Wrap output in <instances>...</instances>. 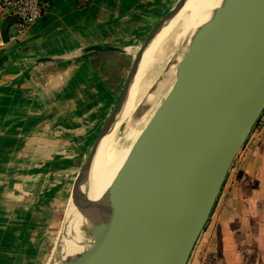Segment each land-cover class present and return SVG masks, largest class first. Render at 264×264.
<instances>
[{"label":"crops","instance_id":"1","mask_svg":"<svg viewBox=\"0 0 264 264\" xmlns=\"http://www.w3.org/2000/svg\"><path fill=\"white\" fill-rule=\"evenodd\" d=\"M39 1L41 16L17 42L8 41L15 18L0 11V264H43L64 185L60 165L49 171L43 159H69L71 169L85 158L118 96L82 49L101 43L124 55L137 51L178 2ZM259 120L187 264H264V111Z\"/></svg>","mask_w":264,"mask_h":264},{"label":"water","instance_id":"2","mask_svg":"<svg viewBox=\"0 0 264 264\" xmlns=\"http://www.w3.org/2000/svg\"><path fill=\"white\" fill-rule=\"evenodd\" d=\"M182 2L156 22L137 49L73 180L72 204L96 221L91 245L49 264H187L234 159L264 111V0H222L213 9L188 37L171 87L132 143L107 195L86 201L80 191L137 60ZM94 51L123 52L101 43L82 49Z\"/></svg>","mask_w":264,"mask_h":264},{"label":"bare ground","instance_id":"3","mask_svg":"<svg viewBox=\"0 0 264 264\" xmlns=\"http://www.w3.org/2000/svg\"><path fill=\"white\" fill-rule=\"evenodd\" d=\"M221 2L222 0H186L185 2L180 3L179 6L174 10L172 15L163 23L161 28L156 32V34L151 39L144 52L140 55V58L137 60L138 62L136 66V72L128 89V92L126 94V97L122 105L115 114L114 124L111 130L106 135H104L100 140L94 158L92 159L89 171L82 180V183L80 185V191L82 192L86 201H97L104 198L107 195L106 193L107 188L111 184L117 171L121 167L124 159L126 158L129 152V149L132 144L131 145L129 144V146L125 148L123 151H117L115 149L116 142L110 148L108 147V143L111 137V131L113 127L117 128V126H120V124H122L124 120L126 124L128 123L127 120L130 118V114L133 112L136 103L144 90L143 88L144 70L148 64L154 61L155 59L154 56H157V53L159 52L158 51L159 45L162 41L158 43V45L153 50L151 56L148 58L144 66V69L141 72V75L139 76V79L134 86V80L137 71L144 57H146V55L152 50L153 46L157 43L159 35L166 26V24L170 21L179 18L180 25L177 34L175 36L178 39L183 38V36L186 33L187 22L191 21L190 27L193 33V30L195 31L199 25L206 22L211 17L213 9L219 6ZM171 75L172 74H170V78ZM166 77H168V75ZM129 100L132 102V105L130 111L125 117L127 104ZM148 102H153V98L151 96L147 98V105ZM139 132L140 131L135 129V127H131L125 130L122 133L121 137L124 140H131L134 142ZM95 139L93 140V142L95 141ZM98 164H101V166H98ZM95 223L96 221L88 219L87 217L83 216L80 213L79 209H77L72 204V206H70L67 210L66 220L63 224L60 237L56 242V245L52 249L50 260L52 262L60 261L66 256H70L87 249L92 243V235L90 233V228Z\"/></svg>","mask_w":264,"mask_h":264},{"label":"rangeland","instance_id":"4","mask_svg":"<svg viewBox=\"0 0 264 264\" xmlns=\"http://www.w3.org/2000/svg\"><path fill=\"white\" fill-rule=\"evenodd\" d=\"M185 1L186 0H183V2ZM190 24H191V21L187 22L185 35L183 36V38L178 39L176 38L175 35L177 34V31L180 25V19L177 18L173 21L168 22L166 26L164 27V29L162 30V32L160 33L157 43L153 46L152 50L142 60L140 67L137 71L135 80H134V86L137 83L139 76L141 75V72L143 71L148 58L151 56L153 50L158 45V43L162 41L159 45V50H158L159 52L157 53V56H154L155 57L154 61L148 64L144 70V73H143L144 90H143L142 95L138 99L133 112L130 114L129 122L126 124L124 120L122 124H120V126L114 130L115 132L114 136L111 135L110 141L108 143L109 148L112 145H114L115 142H116L115 149L117 151H123L125 148L129 146V144L131 145L133 141L124 140L121 137L124 129L126 128L127 130L131 127H135V129L140 131L145 125V123L147 122V120L149 119V117L151 116V114L153 113L156 106L162 101L164 96L167 94L169 88L171 87L174 81V73H175L176 65L178 61L180 60V58L182 57V55L185 53L188 37L190 36V34H192ZM135 53H136V50H133L129 52V54H125L127 56L126 58L127 67L121 71V74H122L121 80L125 78L126 73L131 65V62H132V59ZM122 62H123V58L122 59L114 58L112 68L114 70L119 69L120 71ZM170 74H172L171 78H170ZM167 75L168 77H166ZM104 78L106 81H108V85L110 86L113 80L116 79V76L112 73V71H108L104 74ZM149 96L153 98V102H148V105H147V98ZM116 100H117V97H116ZM131 105H132V102L129 100L127 104L125 117L130 111ZM98 132L96 133L95 137L97 136ZM87 153L85 154V158L83 157V159L81 158L74 159V165H73V168L71 169H69L71 166L68 164L69 159H61L60 163L58 162V159H43L44 161L43 168L48 169L49 171L52 169L54 165L56 166L57 164L60 165L61 173H59V175L64 181V185L62 187L63 188L62 193L61 195H57L59 196V198L56 199L54 203L55 205L53 206L54 213H53L51 225L46 228V237L44 238L45 243H44V250H43L44 258H42L43 264L50 263V259H51L50 255L52 253V249L54 248V246L56 245V242L58 241L60 237L63 224L66 220L67 210L70 206H72L70 193H71L73 180L76 174L79 172L82 164L84 163ZM98 166H101V164H98ZM47 171L46 172L44 171V175H48ZM43 178L45 179L47 178V176H44ZM35 181H37V177H35ZM30 199L32 200V198Z\"/></svg>","mask_w":264,"mask_h":264},{"label":"built area","instance_id":"5","mask_svg":"<svg viewBox=\"0 0 264 264\" xmlns=\"http://www.w3.org/2000/svg\"><path fill=\"white\" fill-rule=\"evenodd\" d=\"M44 6L45 3L39 0H0V11L15 18V30L9 34L8 41L17 42L29 26L41 16ZM4 44L5 41L0 38V48Z\"/></svg>","mask_w":264,"mask_h":264},{"label":"trees","instance_id":"6","mask_svg":"<svg viewBox=\"0 0 264 264\" xmlns=\"http://www.w3.org/2000/svg\"><path fill=\"white\" fill-rule=\"evenodd\" d=\"M87 55L90 57V62L92 63L94 69L98 72V74L102 75L104 77V74L108 71H112V73L116 76V79L113 80L112 84L110 87L113 89L119 88L118 93L120 91V88L122 86L123 80H121V71L127 67V56L124 54H121L119 52L115 51H94L87 53ZM114 58H123V62L121 64V69H113V59ZM119 68V67H118ZM108 82V81H107ZM120 86V87H119ZM115 90V92H117Z\"/></svg>","mask_w":264,"mask_h":264}]
</instances>
